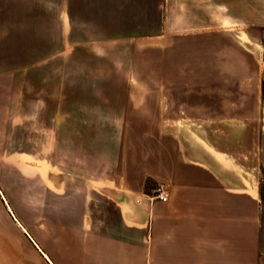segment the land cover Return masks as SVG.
<instances>
[{"label":"rangeland","instance_id":"rangeland-1","mask_svg":"<svg viewBox=\"0 0 264 264\" xmlns=\"http://www.w3.org/2000/svg\"><path fill=\"white\" fill-rule=\"evenodd\" d=\"M250 1L245 13L229 0H0V264H43L19 220L64 253L67 192L116 156L123 134L112 119L131 92L153 110L158 93L200 89L203 64L228 59L219 74L246 78L220 91L264 95V0ZM234 42L252 50L242 56ZM249 161L264 200L255 151Z\"/></svg>","mask_w":264,"mask_h":264},{"label":"crops","instance_id":"crops-1","mask_svg":"<svg viewBox=\"0 0 264 264\" xmlns=\"http://www.w3.org/2000/svg\"><path fill=\"white\" fill-rule=\"evenodd\" d=\"M229 2L250 11V0ZM227 47L242 56L252 50ZM229 61L209 60L211 73L195 76L200 89L158 93L153 110L130 93L132 106L112 119L123 134L116 156L85 177L91 185L82 192H67L64 253L48 250L19 220L43 264H264V200L249 161L255 151L264 168V95L220 91L233 82L219 74ZM158 183L168 186V201L153 198Z\"/></svg>","mask_w":264,"mask_h":264},{"label":"built area","instance_id":"built-area-1","mask_svg":"<svg viewBox=\"0 0 264 264\" xmlns=\"http://www.w3.org/2000/svg\"><path fill=\"white\" fill-rule=\"evenodd\" d=\"M154 197L162 200V201H168L170 198V192L168 190V188L166 187L165 184H159L156 188H155V194Z\"/></svg>","mask_w":264,"mask_h":264}]
</instances>
